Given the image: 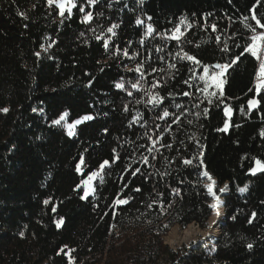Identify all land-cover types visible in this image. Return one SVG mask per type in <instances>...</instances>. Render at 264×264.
I'll return each mask as SVG.
<instances>
[{
	"label": "trees",
	"instance_id": "1",
	"mask_svg": "<svg viewBox=\"0 0 264 264\" xmlns=\"http://www.w3.org/2000/svg\"><path fill=\"white\" fill-rule=\"evenodd\" d=\"M76 2L93 12L90 23L82 22L84 13L78 7L61 24L58 9L55 5L49 8L46 0H0V108H9L8 113L0 112V264H264V172L253 175L249 171L255 159L264 162V137L260 135L264 100L257 109L247 106L248 99H259L248 91L256 83L258 65L245 53L226 74L224 103L212 97L209 104L196 91L202 82H193L191 89L183 84L191 75L190 62L174 59L181 48L209 65L234 58L252 35L244 24L254 21H243V17H250L256 0H144L143 4L100 0L94 7L85 0ZM262 14L264 0L257 7V15ZM136 17L145 25L151 23L161 35L145 36L144 26L135 25ZM184 17L193 27L182 26L185 35L180 42L163 38ZM113 23L120 25L115 36L107 32ZM213 23L216 32L210 27ZM105 39H109L108 51L103 48ZM225 43L227 53L220 51ZM117 46L127 47L129 56L140 55L135 59L122 53L113 57ZM138 62H144L147 72L149 65L164 69L146 75L141 91L131 88L139 73L128 71ZM169 64H176L179 71L169 69ZM200 74L202 68L197 69ZM120 80L132 96L115 88ZM154 80L163 85L152 89L165 97L163 106L153 109L136 104V99L147 101L145 92ZM184 91L193 96H183ZM169 92L174 99L168 97ZM126 104L128 112L124 111ZM176 104L187 110L181 124H171L172 117L167 123L156 119L164 107L179 115ZM224 104L233 109L230 117L224 116ZM204 108L209 109L207 117ZM63 113L68 114L65 121L53 125ZM138 113L141 119L132 123ZM86 114L94 119L77 125L69 136L65 123ZM226 119L228 131H217ZM157 124L162 129L171 124V130L163 133L158 151L149 154L152 141L144 133L157 139ZM113 149L119 154L115 163ZM200 151V169L183 165L182 158ZM143 156L149 157V164L143 163ZM81 157L84 163L78 172ZM104 160L110 166L93 178V191L81 199L82 182ZM137 167L141 171L131 175ZM205 169L217 182L214 190L223 201L219 235L210 246L200 243L170 249L163 238L172 227L204 229L212 216L208 205L213 198L204 187L208 181L198 175ZM225 184L228 190L219 193ZM244 185L248 190L242 194L238 189ZM134 187L141 192H132ZM173 188L180 189L179 196L172 195ZM118 195L130 197L129 204L114 207Z\"/></svg>",
	"mask_w": 264,
	"mask_h": 264
},
{
	"label": "snow or ice",
	"instance_id": "2",
	"mask_svg": "<svg viewBox=\"0 0 264 264\" xmlns=\"http://www.w3.org/2000/svg\"><path fill=\"white\" fill-rule=\"evenodd\" d=\"M100 2V0H85V3L88 6H95L96 4H98ZM118 2V0H117ZM139 4H143L144 0H138ZM46 3L48 5L49 8H51L53 5H55V8L58 9V16L61 17L62 19L60 20V23L62 24L64 22V18H71V16L73 15V9L77 8V2L76 0H46ZM261 5V0H256L255 4L253 5L252 8L249 9L250 12V17L249 16H245L243 17V21H248L249 19L251 21H254L253 23H245L244 27L247 28L248 30L251 31L252 35L248 38V41L246 42L245 46L243 47L242 51L239 54L234 55V58H232L231 60L224 62V63H215V64H204L201 60L197 59V57L195 55L190 54L187 51H184L183 48L180 49V51H177L175 53V57L174 59L178 58L180 61H188L190 62V64L192 65L191 67H188V72L191 73V75L183 80V84L187 85L189 89L193 88L195 86V84L193 82L199 80L200 82H202V87H196V91L199 93H202L204 95V99L207 100V102L209 104L213 103L212 97H216L217 101L221 104L224 103V99H226L225 94H224V90H223V86L226 82V74L228 73L229 69H231L234 65H237V63L241 60V57H243L245 55V53L249 54L250 57L254 58L258 67L255 70V78H256V83L254 84V87L249 88L248 91L249 92H255L256 96L259 97V99L257 98H250L247 100V106L249 110L252 109H257L260 104H261V100H264V95H261L262 91H264V22H262V19H264V14L262 15H257V7ZM111 6V5H109ZM33 7H35V5H33ZM78 11L80 13H84V16L82 18V22L83 23H90L93 19V12L91 11H85V6L84 5H80L78 7ZM65 13H67V17L65 16ZM20 15H22L24 17V19H27V16L23 13H20ZM97 15H103V13H97ZM208 15H211L210 13ZM206 19V18H205ZM229 19L231 20V17H229ZM147 20L151 21L152 17L148 16ZM135 25L137 27L140 26H144V35L151 37L154 33H156V35H161L160 33L156 32V29L154 28V26L151 23H148L145 25V21L142 20L140 17H136L135 19ZM185 27L186 29H191L193 27V25L191 23H188L187 18H181L180 22L178 24H176L174 26V28L171 31V34H164L163 38H166L168 40H173L176 42H180L181 38L185 35V33L183 31H181V28ZM120 25L117 23H113L111 24V26H109L107 28V32L111 33L113 36L116 35V32L114 31L115 29L119 28ZM211 29L213 32L217 31V25L216 24H211L210 25ZM258 29H260V31H258ZM94 31V30H93ZM84 33H81V36H83ZM95 39L97 41L101 40L100 36H96ZM110 39V37H109ZM109 39H105L103 41V48L105 49V51H108L109 49ZM216 41L219 43L220 42V37L217 36ZM129 44H131V41L128 42ZM141 44L144 43L143 40L140 41ZM188 43H191V41H188ZM51 45H49L50 47ZM197 47H199V45H197ZM236 47H240V45H236ZM45 51H47V49H45ZM157 51H162V49L157 48ZM221 52L227 53L229 52V48L227 46V44L225 43L224 46L220 49ZM125 57H129V59H135L136 56L140 55L139 52L135 53L133 56H129V50L127 47L121 49L119 46L116 47L115 52L113 53V57H115L116 55L121 54ZM35 55L37 57L40 56V53L37 52L35 53ZM150 59V57H149ZM160 59H163V57H161ZM151 71L147 72V70L145 69L144 66V62H138L136 64L135 69H128V71H134L136 73H139V77L137 80H135V82H131V88L135 89L137 91H141L142 90V81H144L145 76L146 75H151L152 73H156V72H163L164 69H157L155 67H151V65L148 66ZM169 69H175L177 72L179 71L178 69H176V64H169L168 65ZM202 68V74L197 75V69ZM103 71V69H101ZM172 78H175V74H172ZM91 84V81L89 82V86ZM163 85L161 84L160 80H154L151 84V88L149 90H147L145 92V95L148 97L147 101H142L141 99H136L135 103L136 104H140V103H145L146 105H151L153 109H156L158 107L163 106L164 102H165V97L162 96L160 94L159 91H152V89H158L160 87H162ZM115 88L116 89H120V90H125L127 91V95L128 96H132L133 92L130 90L125 89V83L123 80H120L119 82L115 83ZM210 89H213L212 91H210ZM183 96L186 97H191L193 96V93L191 91H184L182 93ZM168 97L174 99L175 95L172 92L168 93ZM224 98V99H222ZM203 101H201L202 103ZM196 108H199V104L194 105ZM176 108L181 109V113L178 115L176 113H172L168 110V108L164 107L162 110V114L161 113H157L156 114V119L158 120H165V122L167 123V119L169 117H172V121L171 124H176L179 125L182 123L181 120V115H183L187 110L183 109V106L180 104H176L175 105ZM9 108L4 107V108H0V112L3 113H8ZM33 111H35V109H33ZM124 111L128 112L129 108L128 105H124ZM243 106L241 107V112H243ZM209 112L208 108H204L203 109V115L205 117H207ZM233 109L227 105L224 104V108H223V113L225 117H230L232 115ZM67 113H63L59 116L58 119H54L52 121L53 125H60L62 121H65V117L67 116ZM201 115L200 112L196 113V116L199 117ZM94 119V117L92 115H84L82 117H80L79 119L75 120L72 123H67V129L68 132L67 134L69 136L74 135V131L73 129L81 124L84 121H90ZM141 119L140 114L138 113L137 116L134 118L132 123H136L139 122V120ZM189 124L192 123L191 120L188 121ZM171 124L168 125V127L166 129H162L160 127V125H156V128L159 129V136L157 137V139L153 140L151 135H148L147 132L144 133L145 136H147V139L152 141V145L151 147L147 148V151L149 154H151L154 151H158V149L156 148L157 144L161 143V140L163 139V133L165 131H170L171 130ZM129 127H131V123L129 124ZM143 127V125H142ZM230 127L229 121L226 119L224 121L223 127L217 129V131H223V132H227L228 129ZM105 132H107V129H105ZM260 135L262 137H264V130H261ZM192 139H195L194 137H192ZM183 143V142H181ZM197 144H199L198 141H196ZM162 147H166V148H171L172 145L171 144H161ZM139 147L143 148L145 147V145H140ZM113 153H116V149L112 150ZM202 156H203V152L200 151L198 153V155H193L191 158H182V163L184 166L186 167H194L197 169H200L203 165V160H202ZM156 157L153 156L152 159H155ZM119 159V154L116 153L115 155V159L112 161V163H115V161ZM143 163L144 164H149V157L148 156H143ZM84 163L83 157H81L80 163H78L76 165V170L79 172L80 171V167L81 164ZM105 166H110L109 165V161L108 160H104L100 165L99 168L101 170H103L105 168ZM131 167V166H129ZM141 171L140 168H135L134 171L131 172V175L135 176L137 173H139ZM251 174H256L258 171L259 172H264V162H262L260 159H255V166L249 169ZM98 175H100L99 172L97 171H93L90 173V175L88 176L87 180H84L82 183L85 185L84 187V191H83V195L80 197L81 199H87L88 196L90 195V192L93 191V189L91 188V181L93 180V178L97 177ZM151 173H148L145 176V179H147V176H150ZM199 177L201 178H206V180L208 181V183L204 184V187L207 190V193L213 198V202L208 205V207L210 209H212L215 212V215L217 217H219L221 215L219 208L220 205L223 203V201L220 199V196L217 194V192L214 190V188L216 187V181L213 179V177L210 175V173L205 169L202 171H199L198 173ZM100 180L101 183H103V176H100ZM181 183H183V181H181ZM125 188L128 187L127 184L124 185ZM228 184H225L223 187L219 188L218 191L219 193L223 194L228 190ZM248 190V185H244L243 187H240L238 189V191L240 193H245ZM123 191V189L121 190ZM132 192L135 193H139L141 192V188L139 187H134L132 188ZM172 195L175 196H179L180 195V189L179 188H173L171 190ZM158 195H163L162 193H158ZM130 197H125V198H120V196L118 195L116 199L113 200L112 204L114 207H118V206H122V205H128L130 202ZM45 204H48L49 201L45 200L44 201ZM153 203H156V201H153ZM161 208H163V204L160 205ZM169 207L171 206L170 204L168 205ZM147 207L151 208L152 204H148ZM53 211H55L56 209L53 208ZM256 213L253 212L252 213V217L255 218ZM233 219H235V217H232ZM249 223L252 222V220L250 219L248 221ZM63 223V220H59L56 222V227L59 228L61 226V224ZM213 223H215V221H213ZM21 235H23V233H21ZM193 243H195V241H193ZM67 247V246H65ZM248 248L251 249L252 248V244L249 243L248 244ZM213 251H215V248L212 249ZM74 251V250H73Z\"/></svg>",
	"mask_w": 264,
	"mask_h": 264
},
{
	"label": "rangeland",
	"instance_id": "3",
	"mask_svg": "<svg viewBox=\"0 0 264 264\" xmlns=\"http://www.w3.org/2000/svg\"><path fill=\"white\" fill-rule=\"evenodd\" d=\"M67 123H65L66 131L67 129ZM97 172H101V169L99 168ZM92 182V181H91ZM85 185L83 184V188ZM91 188L92 184H91ZM84 191V190H83ZM91 193V192H90ZM221 199V198H220ZM222 209V206L220 205L219 210ZM222 217H223V209L221 210V217H217L215 215V212H212V216L209 218L207 222V227L204 229L198 228L195 225H189L184 229H181L178 226L172 227L166 236H164L163 241L164 243L173 250H176L182 246L189 247L192 244L198 245V244H204L205 246L212 245V240L216 238L219 235V228L222 224ZM212 218V222L215 221V223L210 222ZM219 221H216L218 220ZM218 231L216 235H213L214 231ZM195 241V243H193Z\"/></svg>",
	"mask_w": 264,
	"mask_h": 264
},
{
	"label": "bare ground",
	"instance_id": "4",
	"mask_svg": "<svg viewBox=\"0 0 264 264\" xmlns=\"http://www.w3.org/2000/svg\"><path fill=\"white\" fill-rule=\"evenodd\" d=\"M221 210H222V209H220V210H219V211H220V213H221ZM219 217H221V215H220ZM216 221H219V219H218V220H216ZM210 222H212V218H211ZM212 223H213V222H212ZM217 232H218L217 230H216V231H214V232H213V235H216V234H217ZM217 235H218V234H217Z\"/></svg>",
	"mask_w": 264,
	"mask_h": 264
}]
</instances>
